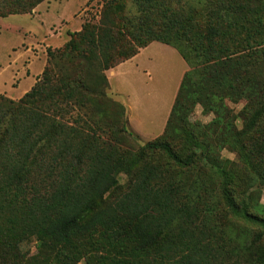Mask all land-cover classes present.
I'll use <instances>...</instances> for the list:
<instances>
[{
    "label": "trees",
    "instance_id": "16d2710c",
    "mask_svg": "<svg viewBox=\"0 0 264 264\" xmlns=\"http://www.w3.org/2000/svg\"><path fill=\"white\" fill-rule=\"evenodd\" d=\"M45 1L0 0V17L31 14ZM132 2L140 13L133 31L124 3L108 2L97 23L69 33L63 48L48 49L42 77L20 100L0 95V264H76L79 257L63 250L93 239L105 255L88 264H264V216L253 210L250 190L239 198L224 188L220 215L253 227L239 234L247 243L233 248L206 226L212 213L200 179L204 166L218 169L210 147L195 143L186 154L168 139V130L183 126L201 104L214 115L221 142L251 168L245 184L250 176L264 179V0ZM153 42L177 50L189 70L163 137L137 155L127 148L125 121L106 138L105 73ZM227 96L244 102L242 129L225 122ZM157 152L167 168L143 161ZM174 167L197 178L179 179ZM33 238L45 263L24 250Z\"/></svg>",
    "mask_w": 264,
    "mask_h": 264
},
{
    "label": "rangeland",
    "instance_id": "374dc122",
    "mask_svg": "<svg viewBox=\"0 0 264 264\" xmlns=\"http://www.w3.org/2000/svg\"><path fill=\"white\" fill-rule=\"evenodd\" d=\"M111 1L116 0H46L31 14L0 17V86L3 85L0 88V95H4L13 101L20 100L42 77L48 64V49L55 51L63 48L70 40L69 33L80 31L86 22L97 23L104 4ZM119 1L125 5V15L129 20L127 28L129 31H133L140 13L133 5L132 0ZM158 15H155L154 18L158 19ZM138 63V67L134 68L132 74L128 75L130 71L126 73L129 87L127 94H129L130 99L132 101L135 99L137 106L140 104L148 105L151 109L157 107L158 110L164 112L170 106L172 109L183 77L189 70L187 63L172 47H168V50H151ZM260 67L264 68V61ZM112 69L105 73L107 79L110 77L109 74ZM32 77L35 81L30 86ZM113 83V87H115L116 80ZM132 90L136 91V94L132 93ZM106 94L111 111L106 123H104L109 131L106 137L108 140H112V130H117L123 121L127 123V130L132 134L128 138L127 148L133 154L138 155L146 143L163 137L164 132L162 134L154 133L150 136L138 134L131 126L130 111L126 105L128 98L118 95L110 83ZM223 102L230 112L228 114L230 119L225 120V122L230 121L232 127L242 129L244 102L236 101L234 97L230 98L229 96L225 97ZM144 107L138 106V113ZM213 120L214 115L212 113L208 112L201 104H196L191 108L183 126H176L173 133L170 129L168 130V139L177 152H185L186 154L190 153L188 150L195 143H204L210 147L211 154L217 159L215 163L219 170L204 166L203 172H205L206 178L200 179L205 182L208 189L207 193L203 194V198L207 202V209L212 213L208 217L206 226L220 235L224 243H230L235 248L240 242L247 243L239 238V234L253 227L244 224L242 221L226 220L220 215L221 210L227 208L224 201V188L228 186L229 189H235L239 198L249 189L255 206L253 210L264 216V179L250 176L251 179L248 177L249 184H245V179L242 178L252 174L251 168L241 159L237 148L233 149L228 144L221 142L212 124ZM104 127L101 132L105 131ZM143 161L157 163L162 168L168 167L165 156L159 152L150 157H144ZM254 162H256L255 166L262 169V165L256 159ZM214 170L220 172L222 170V174L225 170V175L220 178L222 174L220 172L217 174ZM174 171L175 176L179 179L194 180L197 178L181 167H174ZM231 176L235 181L233 185H228L223 180H228ZM119 181L121 185H125L126 176L120 175ZM220 225L223 228L222 232L218 230ZM247 239L251 240L250 235L247 236ZM95 243V239L81 240L75 248L65 249L63 252L65 255L78 256L79 260L76 264H88V258L98 261L105 255L103 248ZM38 245V242L33 238L26 241L24 250L28 251V256L36 255L39 261L42 259L44 262V254H39ZM65 255L61 254L59 257L65 259ZM56 260L54 259L53 263ZM65 261L62 264H65ZM242 261L247 263V258L244 257Z\"/></svg>",
    "mask_w": 264,
    "mask_h": 264
},
{
    "label": "crops",
    "instance_id": "0c3cea01",
    "mask_svg": "<svg viewBox=\"0 0 264 264\" xmlns=\"http://www.w3.org/2000/svg\"><path fill=\"white\" fill-rule=\"evenodd\" d=\"M168 47L170 46H167L159 42H153L150 45H148L146 48L141 49L140 52L132 59L116 66L114 69H112V72H110L109 74L110 77H108V80L109 83L112 85L113 90L118 95L126 96L128 98V103L126 105L128 106V109L130 111L131 126L138 134H146L147 136H150L154 133L162 134L169 119L171 106L169 107L168 110H166V112H164L162 110H158L157 107H153L151 109V107L148 105L145 106L140 104L138 105L139 107L141 106L143 107L145 106V107L144 109H141L140 113H138L137 101H135V99L134 101H132V99H130L129 94H127V91L129 89L127 83V76L129 74H132L134 68L138 67L139 64L138 62L142 61L143 57L147 52L151 50H168ZM127 71H130L128 75H126ZM32 79L33 80L30 86L35 81L33 77ZM115 80H116V86L113 87L114 85L113 81ZM2 86H0V88H2ZM122 88L124 89L123 91L121 90ZM133 92L136 94V91L132 90V93Z\"/></svg>",
    "mask_w": 264,
    "mask_h": 264
}]
</instances>
